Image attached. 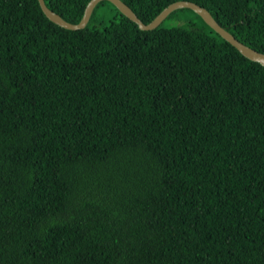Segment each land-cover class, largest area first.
<instances>
[{
  "label": "trees",
  "instance_id": "16d2710c",
  "mask_svg": "<svg viewBox=\"0 0 264 264\" xmlns=\"http://www.w3.org/2000/svg\"><path fill=\"white\" fill-rule=\"evenodd\" d=\"M189 1L264 53V0ZM0 264H264V65L188 8L0 0Z\"/></svg>",
  "mask_w": 264,
  "mask_h": 264
},
{
  "label": "water",
  "instance_id": "95a60500",
  "mask_svg": "<svg viewBox=\"0 0 264 264\" xmlns=\"http://www.w3.org/2000/svg\"><path fill=\"white\" fill-rule=\"evenodd\" d=\"M102 1H109L114 4L122 14L135 22L141 30H154L159 27L164 22V20H166L167 17L170 16V14H172L174 11L186 8L191 9L199 16H201V18L215 32H217L223 39L234 46L239 52H241V54L252 61L259 62L260 64L264 65L263 52H260L240 41L228 29L223 27L207 8L193 1L178 0L170 3L150 23H144L136 14V12L123 0H90L85 8L84 15L81 21L78 23H72L64 19L60 14L50 9L47 6L45 0H39V4L47 18L55 24L69 30H79L87 26L96 6Z\"/></svg>",
  "mask_w": 264,
  "mask_h": 264
},
{
  "label": "rangeland",
  "instance_id": "374dc122",
  "mask_svg": "<svg viewBox=\"0 0 264 264\" xmlns=\"http://www.w3.org/2000/svg\"><path fill=\"white\" fill-rule=\"evenodd\" d=\"M115 9L112 7V5L110 3H104L103 5H101L99 7V13H100V17L104 18V20H106L107 23H109V20L113 17V15L115 14ZM190 18V19H194L197 22H199V18L196 17V15L190 11V10H181L179 12H177L176 14L172 15L167 21V24H173V23H181L184 24L185 23V19Z\"/></svg>",
  "mask_w": 264,
  "mask_h": 264
}]
</instances>
